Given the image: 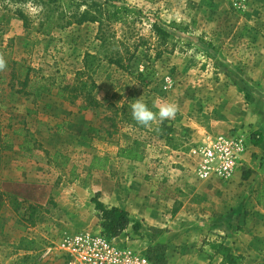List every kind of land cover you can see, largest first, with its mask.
Here are the masks:
<instances>
[{
	"label": "rangeland",
	"instance_id": "374dc122",
	"mask_svg": "<svg viewBox=\"0 0 264 264\" xmlns=\"http://www.w3.org/2000/svg\"><path fill=\"white\" fill-rule=\"evenodd\" d=\"M90 1L0 0V58L29 66L48 83L70 80L85 53L101 52L96 25L78 26L71 18ZM117 5L133 13L115 26L116 40L137 51L129 73L106 62L94 68L102 109L81 111L80 102L23 97L17 87L0 86V124L13 143L0 170V264H65L54 250L62 238L101 232L93 199L124 208L140 224L138 235L130 224L117 242L152 250L163 233L166 264H219L218 257L208 259L215 241L242 255V264H264L263 139L258 146L250 140L227 181L195 179L190 160L192 148L217 135L215 109L228 106L226 99L241 111L249 108L227 133L261 136L248 118L258 114L261 95L249 93L246 81L241 87L234 76L263 71L264 0H118ZM139 98L154 113L165 103L176 105L175 117L164 120L172 133L159 138L164 121L157 115L147 127L118 124L109 136L104 108L131 107ZM233 113L225 111L238 124ZM23 142L30 144L32 159L19 151ZM128 148L143 161L125 160L122 150Z\"/></svg>",
	"mask_w": 264,
	"mask_h": 264
},
{
	"label": "trees",
	"instance_id": "16d2710c",
	"mask_svg": "<svg viewBox=\"0 0 264 264\" xmlns=\"http://www.w3.org/2000/svg\"><path fill=\"white\" fill-rule=\"evenodd\" d=\"M14 3H25L27 0H6ZM100 1V2H99ZM143 2L151 3L154 0H141ZM118 0H91L86 2L87 10L81 14L73 12L71 18L73 22L80 26L85 23L96 25L95 41L98 42L100 53L92 55L85 53L82 60V68L75 72L70 80L63 84L48 83L41 77L32 74V69L23 63H17L13 59L5 62V67L0 69V86L17 87L16 93L23 97H53L60 101L66 102L70 105H75L77 102L81 103V111L100 110L103 108L102 104L98 102L95 97L97 84L93 79L94 68L101 62L114 66L118 70L129 73V66L135 57L137 46L129 44L127 41H117L115 26L118 24H126V15L133 13L131 9H126L117 5ZM78 7L79 5L74 4ZM18 17L23 21V25L27 27V19L22 12H18ZM157 33L167 37L160 27L154 25L153 28ZM158 54L157 56H159ZM140 77V76H139ZM107 111L103 118L109 124L107 134L111 136L116 133L118 124L127 125L133 128H142L143 125L138 124L132 116V108L127 106L117 107L114 104H108L104 108ZM164 121L161 125L162 130L159 131V138L166 134L172 133L170 128H165ZM18 133L15 132L14 135ZM252 134L251 141L253 145L258 146L262 142V137L258 135L255 140ZM27 148V149H26ZM19 151L22 152L23 157L32 159L31 146L27 142H23L18 146ZM13 151L12 139L3 133L0 124V170L2 166L3 154ZM124 152L123 158L132 162H142V154L136 153L132 148L122 150ZM243 180L246 178L243 177ZM2 183L0 179V184ZM95 211L99 214L101 222V234L108 239L117 238L119 234L126 230L131 224L135 234L138 235L140 231V224L138 222L132 223L133 219L127 211L111 207H105L96 199L92 200ZM164 246L155 245L152 250L149 248L144 251L147 256L155 264H166L164 261ZM209 251L211 252L209 260L216 257L220 259L219 264H242L244 258L240 254H234L228 246L223 242L215 241L209 243Z\"/></svg>",
	"mask_w": 264,
	"mask_h": 264
},
{
	"label": "built area",
	"instance_id": "2783aa9c",
	"mask_svg": "<svg viewBox=\"0 0 264 264\" xmlns=\"http://www.w3.org/2000/svg\"><path fill=\"white\" fill-rule=\"evenodd\" d=\"M247 132L205 138L190 151L192 173L202 182L230 180L239 168L251 140ZM54 250L65 264H155L144 250L87 231L62 238Z\"/></svg>",
	"mask_w": 264,
	"mask_h": 264
},
{
	"label": "crops",
	"instance_id": "0c3cea01",
	"mask_svg": "<svg viewBox=\"0 0 264 264\" xmlns=\"http://www.w3.org/2000/svg\"><path fill=\"white\" fill-rule=\"evenodd\" d=\"M264 63V61H263ZM262 70H259V72H257V74L255 73H250L249 75H247L246 73H237L234 77L235 78H239L241 81H246V90L253 94V92L258 93L261 95V99H262V106H260V110L258 112V114L255 116L254 113L251 112V114H249V119L250 122L252 123V128L253 130H255L256 132H258L259 134H261V137L264 141V66H260ZM241 83V87H245V83ZM238 90V88H237ZM225 103L228 106H220L219 108H216L215 110L217 111V120L216 122H214V131L215 133H217V135L219 134H226L231 128L239 126L242 121L241 120H245L243 119L244 117L242 116V113L247 111L249 108H247V106H245L246 108H243L242 111L240 110L241 106H229L230 102L226 99L224 100ZM240 107V108H239ZM251 107V106H250ZM253 107V106H252ZM228 110L229 113H235L237 112L238 115V124L233 123L232 121H230L229 118L226 117L225 111ZM222 112V113H221ZM233 113V114H234ZM246 117V118H247ZM241 121V122H240ZM232 123V124H231ZM119 209H122L124 211H126L124 208L118 207ZM145 220V227L148 225V216L145 215L144 217ZM148 227V226H147ZM156 239H157V244H164L167 245L165 241H163V233H159L156 235ZM156 244V245H157Z\"/></svg>",
	"mask_w": 264,
	"mask_h": 264
},
{
	"label": "clouds",
	"instance_id": "9594fccd",
	"mask_svg": "<svg viewBox=\"0 0 264 264\" xmlns=\"http://www.w3.org/2000/svg\"><path fill=\"white\" fill-rule=\"evenodd\" d=\"M5 61L0 58V69L5 67ZM133 119L140 125L145 127L149 126L151 122L157 119V115L160 121L174 118L176 115V105L174 103H165L160 106L158 113H154L142 98L136 99L131 105Z\"/></svg>",
	"mask_w": 264,
	"mask_h": 264
}]
</instances>
